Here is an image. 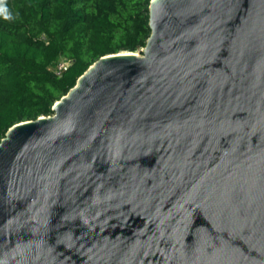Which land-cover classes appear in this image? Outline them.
I'll list each match as a JSON object with an SVG mask.
<instances>
[{
    "label": "water",
    "instance_id": "water-1",
    "mask_svg": "<svg viewBox=\"0 0 264 264\" xmlns=\"http://www.w3.org/2000/svg\"><path fill=\"white\" fill-rule=\"evenodd\" d=\"M0 142V264H264V0H151Z\"/></svg>",
    "mask_w": 264,
    "mask_h": 264
},
{
    "label": "trees",
    "instance_id": "trees-1",
    "mask_svg": "<svg viewBox=\"0 0 264 264\" xmlns=\"http://www.w3.org/2000/svg\"><path fill=\"white\" fill-rule=\"evenodd\" d=\"M151 0H5L0 17V142L53 106L100 58L145 48ZM67 58L59 76L53 69Z\"/></svg>",
    "mask_w": 264,
    "mask_h": 264
},
{
    "label": "built area",
    "instance_id": "built-area-1",
    "mask_svg": "<svg viewBox=\"0 0 264 264\" xmlns=\"http://www.w3.org/2000/svg\"><path fill=\"white\" fill-rule=\"evenodd\" d=\"M72 61L67 59V58H63L61 59L57 65L54 67L53 71L57 74V75H61L63 73V71H65L70 65H71Z\"/></svg>",
    "mask_w": 264,
    "mask_h": 264
},
{
    "label": "clouds",
    "instance_id": "clouds-1",
    "mask_svg": "<svg viewBox=\"0 0 264 264\" xmlns=\"http://www.w3.org/2000/svg\"><path fill=\"white\" fill-rule=\"evenodd\" d=\"M0 17H3L5 20L11 19V15L5 6V0H0Z\"/></svg>",
    "mask_w": 264,
    "mask_h": 264
},
{
    "label": "rangeland",
    "instance_id": "rangeland-1",
    "mask_svg": "<svg viewBox=\"0 0 264 264\" xmlns=\"http://www.w3.org/2000/svg\"><path fill=\"white\" fill-rule=\"evenodd\" d=\"M136 53L141 54V51H137Z\"/></svg>",
    "mask_w": 264,
    "mask_h": 264
}]
</instances>
